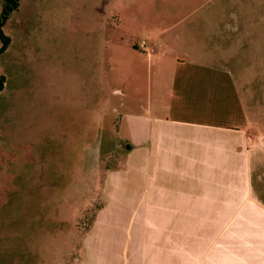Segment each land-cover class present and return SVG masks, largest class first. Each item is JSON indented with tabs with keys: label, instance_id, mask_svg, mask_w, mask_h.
Listing matches in <instances>:
<instances>
[{
	"label": "rangeland",
	"instance_id": "rangeland-1",
	"mask_svg": "<svg viewBox=\"0 0 264 264\" xmlns=\"http://www.w3.org/2000/svg\"><path fill=\"white\" fill-rule=\"evenodd\" d=\"M3 7L0 0V16ZM3 29L10 42L0 53V264L121 261L102 255L107 244L119 249L112 239L96 246L90 237L105 175L122 170L125 179L139 166L154 184L162 175L151 159L125 160L132 121L231 125L241 107L244 123L263 122L254 195L264 184V0H19ZM180 59H196V91L178 89L194 69ZM167 212L142 214V247L133 248L144 250L146 264L160 250L196 264V249L256 247L237 225L227 241L210 240L225 226L196 225V209L170 220Z\"/></svg>",
	"mask_w": 264,
	"mask_h": 264
},
{
	"label": "crops",
	"instance_id": "crops-1",
	"mask_svg": "<svg viewBox=\"0 0 264 264\" xmlns=\"http://www.w3.org/2000/svg\"><path fill=\"white\" fill-rule=\"evenodd\" d=\"M176 64L194 67L191 74L188 73L189 77L185 74L180 80L178 89L196 91V59H180ZM189 87L194 88L190 90ZM230 117L233 120L231 125L179 117L158 119L150 124L130 123L128 135L133 148L126 153L125 160L130 164L134 160L147 163L151 159L158 164L162 175L154 184L146 166L145 170L143 166L130 170V176L125 179L122 170L106 173L104 206L98 213L90 237L96 246L102 240L112 239V244H117L119 249L111 250L107 244L102 254L104 257L119 255L121 261L117 264H146L144 250L136 247H142L144 238L141 235L146 222L142 214L146 217L148 209L168 210L166 218L170 220L173 216L179 219L185 211L196 209V225L225 226L221 237L214 234L210 240L227 241L237 225L240 239L256 242L255 248H242L237 253L231 249L211 248L202 255V251L196 249V258L199 259L196 264H264V184L258 181L254 195L251 180V165L258 150L255 139L260 135L263 122L256 119L250 120V124L244 123L241 107L233 110ZM259 173V178L264 177V169ZM127 209L133 210L130 218L123 215ZM135 225H139L140 232L134 234ZM118 236L121 239L117 240ZM128 240L130 243L125 251L124 242ZM133 245L136 246L133 248ZM148 255L155 257L152 260L155 263L149 264L180 263L179 255H170L168 250ZM100 264L113 263L103 259Z\"/></svg>",
	"mask_w": 264,
	"mask_h": 264
},
{
	"label": "trees",
	"instance_id": "trees-1",
	"mask_svg": "<svg viewBox=\"0 0 264 264\" xmlns=\"http://www.w3.org/2000/svg\"><path fill=\"white\" fill-rule=\"evenodd\" d=\"M18 8H19V0H4V7H3L2 15L0 16V40L3 43L2 48L0 50L1 52H3L7 48L10 42V38H8L3 31L4 24L8 21L11 14ZM1 87L2 86H0V88Z\"/></svg>",
	"mask_w": 264,
	"mask_h": 264
}]
</instances>
